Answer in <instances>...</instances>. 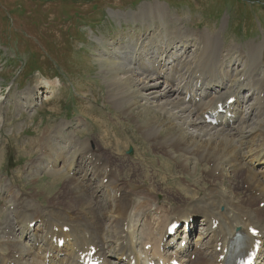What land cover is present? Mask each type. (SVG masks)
I'll list each match as a JSON object with an SVG mask.
<instances>
[{"label": "bare ground", "instance_id": "bare-ground-1", "mask_svg": "<svg viewBox=\"0 0 264 264\" xmlns=\"http://www.w3.org/2000/svg\"><path fill=\"white\" fill-rule=\"evenodd\" d=\"M146 6L139 11H112L122 19L131 15L147 22L141 40L129 38L114 46L95 35L101 77L107 82L110 102L135 119L140 134L156 149L179 161L182 173L194 174L198 164L207 168L201 175L206 187L201 193L183 187L176 197L172 191L156 192L154 188H160L153 183L144 186L130 177L123 181L119 176L131 162L117 158L120 152L115 156L122 143L119 136L109 150L102 145V138L111 131L115 136L119 133L103 116H98L102 130L97 138H81L76 128L66 132L70 122L59 121L44 127L35 141L40 153L25 165L26 175H33L32 183H37L43 171L53 175V181L62 176L59 194L49 193L42 203L36 191L15 186L9 177L4 183L0 180V264H78L77 252H84L89 245H95L97 254L108 264H129L130 256L136 264H144L148 257L165 256L160 252L163 229L177 217H194L192 227L199 217L202 225L196 235L199 247L191 245L184 250L176 246L184 264H216L221 252L215 248L219 244L227 247L236 232L242 234L248 248L253 240L247 232L249 226L260 230L264 246V209L257 206L264 202V165H256L264 162V40L225 46L222 29L193 31L166 5ZM190 44L194 47V68L184 69L182 60L188 58ZM244 89L250 96L247 99L240 95ZM22 94L24 104L17 103L18 111L30 109L38 91L27 88ZM228 96L236 98L231 105L233 123L225 125L223 118L217 126L205 125L202 114L218 102L224 103ZM141 109L151 115L146 121L134 112ZM65 172H72V176ZM94 180L98 187L110 188L115 194L105 204L99 200L101 190L93 186ZM190 192L195 194L184 195ZM170 201L174 204L168 207ZM152 208L161 216L156 227L163 228H153ZM105 216L110 230L104 227ZM216 219L218 225L213 230ZM32 221L37 225L30 227ZM63 226L69 230L63 231ZM61 237L64 244L58 248L56 241ZM146 244L150 249H143ZM192 254L193 260L187 258ZM259 259L257 263L264 264V252Z\"/></svg>", "mask_w": 264, "mask_h": 264}, {"label": "rangeland", "instance_id": "rangeland-1", "mask_svg": "<svg viewBox=\"0 0 264 264\" xmlns=\"http://www.w3.org/2000/svg\"><path fill=\"white\" fill-rule=\"evenodd\" d=\"M150 3L167 4L173 15L178 14L183 25L193 31L208 29L218 32L222 29L225 46L264 40V0H0L2 182L9 177L15 186L36 191L37 199L42 203L49 195H58L63 187L62 176L53 181L54 176L43 171L39 173L37 183H32L33 175L27 176L25 173L26 163L40 153L35 144L36 138L42 134L44 127H51L62 120L71 121L68 128H76L81 138H97L102 130L98 116H103L119 133L115 136L111 131L109 136L102 138V145L109 150L112 140L119 136L117 140L122 143L116 149L115 156L120 152L117 158L131 162L120 178L125 181L129 177L135 182L140 180L138 182L144 186L153 183L160 188L155 187L156 192L172 191L171 195L176 197L184 190L183 187L197 193L206 187L202 176L207 168L198 164L194 174L182 173L179 161L156 149L140 134L135 119L124 115L110 102L107 82L101 77L104 76L102 68L95 57L100 46L95 35L103 36L114 46L125 44L129 38L141 40L148 29L147 22L137 21L131 15L122 19L113 16L112 11H139ZM108 46L111 50V45ZM193 52L194 47L190 44L186 53L188 58L182 60L184 69L194 65ZM27 88L38 91V94L30 109L24 107L18 111L17 103L24 104L22 93ZM134 112L142 121L151 116L143 109ZM129 147L133 148L131 156L125 153ZM226 172L228 177L229 171ZM65 173L72 176V172ZM134 173H138L139 178L133 176ZM225 181L228 185L227 178ZM97 183L95 181L93 186L98 187ZM135 184L140 186L139 183ZM98 190H101L99 200L104 204L110 196L115 195L110 188L98 187ZM194 192L184 195H194ZM2 193L0 191V201ZM170 202L168 207L174 204ZM153 208L149 211L152 215L150 221L158 225V212ZM108 221L105 216L103 224L106 230H110ZM199 224L202 227L199 221L193 235L199 232Z\"/></svg>", "mask_w": 264, "mask_h": 264}, {"label": "snow or ice", "instance_id": "snow-or-ice-1", "mask_svg": "<svg viewBox=\"0 0 264 264\" xmlns=\"http://www.w3.org/2000/svg\"><path fill=\"white\" fill-rule=\"evenodd\" d=\"M252 231H253V233L255 234V229H253Z\"/></svg>", "mask_w": 264, "mask_h": 264}, {"label": "water", "instance_id": "water-1", "mask_svg": "<svg viewBox=\"0 0 264 264\" xmlns=\"http://www.w3.org/2000/svg\"><path fill=\"white\" fill-rule=\"evenodd\" d=\"M128 153H131V149L128 151Z\"/></svg>", "mask_w": 264, "mask_h": 264}]
</instances>
